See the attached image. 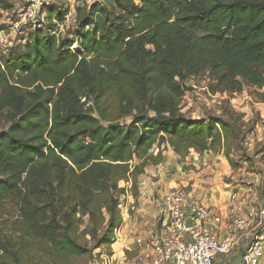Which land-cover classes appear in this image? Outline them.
<instances>
[{
	"label": "trees",
	"instance_id": "trees-1",
	"mask_svg": "<svg viewBox=\"0 0 264 264\" xmlns=\"http://www.w3.org/2000/svg\"><path fill=\"white\" fill-rule=\"evenodd\" d=\"M76 12L74 37L50 22L0 57V220L16 204L21 221L0 264H23L21 248L71 264L111 245L119 183L135 197L155 145L201 154L226 142L227 122L181 112L182 80L209 70L235 91L264 88V0H97Z\"/></svg>",
	"mask_w": 264,
	"mask_h": 264
},
{
	"label": "rangeland",
	"instance_id": "rangeland-1",
	"mask_svg": "<svg viewBox=\"0 0 264 264\" xmlns=\"http://www.w3.org/2000/svg\"><path fill=\"white\" fill-rule=\"evenodd\" d=\"M0 1L6 4L7 8L6 10L0 8V57L5 55L8 50L19 48L24 45L28 39V35L32 34L35 29L42 28L46 31L50 22L56 24L54 20L50 21L48 18L50 14L47 9L49 8H52L54 13L57 11L64 13L63 23L56 24L55 26V36L61 39H70L74 37V33L79 23L76 12L77 9H80L83 12L94 2V0H48L46 11L39 15L34 22L22 23L15 27V20L13 19L12 11L14 7L21 4L24 0ZM104 4L105 6L111 7V0H103V5ZM76 47L77 45H73L72 49H75ZM180 84L183 89L180 108L181 112L188 119L198 120L219 118L228 123L229 137L226 142L224 143L222 139L219 146H216L213 150L207 151V154L211 157L210 162L218 164L220 162L218 158L222 153L224 154L226 152L232 160L230 168L234 172L239 173L240 180L243 175L247 176V173L253 175L250 169H248V165L242 162L243 160L249 161L248 159L250 156H254L257 163L263 165L262 162H264V88L260 89L254 85L243 84L240 91H235L230 87L218 84L209 70L188 77L182 80ZM261 114L263 116H261ZM120 123L121 125L126 126L130 121L123 120L120 121ZM3 128L7 129L6 125L0 123V130ZM162 146L165 148L162 149ZM166 148L170 149L173 153L175 161H178V166L181 163H185L187 158L189 161H192L193 157H196L195 154H197V157H200L205 153L199 154L193 150H189L188 152L178 154L167 142L155 145L149 153V160L145 161V167L143 168L142 174L136 179L135 197L130 191V182L119 183V187L125 189L124 196H126V194H129L133 198L138 196L139 178L145 174L146 167L148 168V166H156L159 164L162 165L164 163V160H166V154L164 159L162 153ZM238 162H240V164ZM138 163L139 161H136L135 165ZM211 163L209 164L210 166H212ZM201 164L202 162L200 160V163L196 165V168L193 166H185L183 170H191L193 173H196L198 171L197 167H202ZM239 169H241V171H238ZM166 173L167 175L175 174L172 169L168 170ZM254 173L257 174V172ZM229 180L228 176H225L224 182H228ZM176 189L178 188L173 190ZM259 192L261 193V191ZM124 196L120 197V204L121 199ZM20 226L21 221L19 219L17 205L8 204L6 212L0 220V239L2 241V244L0 245V256L5 255L7 261H10L12 257L10 254L12 246L14 243H18L16 241H19L17 229ZM93 245V243H90L89 248H92ZM109 246L110 245H104L100 248L106 249ZM23 251L22 248L18 250L23 264H48L47 257L38 246L25 253ZM102 261L103 260L100 259V254H96L94 250L93 252L90 251L88 254L76 258L71 264H95V262L96 264H101Z\"/></svg>",
	"mask_w": 264,
	"mask_h": 264
},
{
	"label": "crops",
	"instance_id": "crops-1",
	"mask_svg": "<svg viewBox=\"0 0 264 264\" xmlns=\"http://www.w3.org/2000/svg\"><path fill=\"white\" fill-rule=\"evenodd\" d=\"M166 150L162 153L164 159L166 154L164 165L146 167L145 174L139 178L138 196L126 194L121 199V224L113 232L111 245L96 249V254H100L101 260L102 256H108L112 264H133L135 239L163 233L162 198L173 189L182 188L192 200L210 210L216 219L217 236L232 243L230 252L217 257L214 264H240L241 255L255 238H262L264 244V162L257 163L254 156L249 161L243 160L253 175L247 173L240 180L239 173L230 168L232 160L226 152L218 158V164L211 163L205 152L200 157L195 154L192 161L187 158L178 166L173 153ZM200 160L202 167H197L196 173L183 170L185 166L196 168ZM171 169L175 174L167 175ZM225 176L230 179L228 182H224Z\"/></svg>",
	"mask_w": 264,
	"mask_h": 264
},
{
	"label": "built area",
	"instance_id": "built-area-1",
	"mask_svg": "<svg viewBox=\"0 0 264 264\" xmlns=\"http://www.w3.org/2000/svg\"><path fill=\"white\" fill-rule=\"evenodd\" d=\"M47 6L48 0H24L12 11L14 26L34 22ZM81 103L91 105L85 98ZM161 205L164 231L146 239H135L133 264H214L217 257L230 252L232 243L217 236L216 219L210 210L192 200L184 189L170 191L162 198ZM102 260L104 264H111L106 255ZM240 264H264L262 238H255L246 248Z\"/></svg>",
	"mask_w": 264,
	"mask_h": 264
},
{
	"label": "water",
	"instance_id": "water-1",
	"mask_svg": "<svg viewBox=\"0 0 264 264\" xmlns=\"http://www.w3.org/2000/svg\"><path fill=\"white\" fill-rule=\"evenodd\" d=\"M110 126L118 127V126H120V123L119 122H116L114 124H111ZM187 225H189V222H187Z\"/></svg>",
	"mask_w": 264,
	"mask_h": 264
}]
</instances>
